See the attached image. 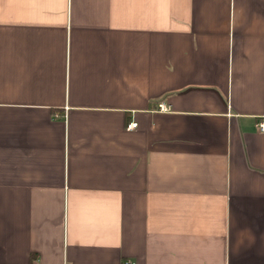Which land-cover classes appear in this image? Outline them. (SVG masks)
<instances>
[{"label":"crops","instance_id":"0c3cea01","mask_svg":"<svg viewBox=\"0 0 264 264\" xmlns=\"http://www.w3.org/2000/svg\"><path fill=\"white\" fill-rule=\"evenodd\" d=\"M261 120L264 0H0V264H264Z\"/></svg>","mask_w":264,"mask_h":264},{"label":"built area","instance_id":"2783aa9c","mask_svg":"<svg viewBox=\"0 0 264 264\" xmlns=\"http://www.w3.org/2000/svg\"><path fill=\"white\" fill-rule=\"evenodd\" d=\"M158 108L161 110V111H168L169 110V107L168 106H165L164 104L162 103H159L158 104ZM137 123L136 122H129L126 126L127 129H132L134 127H136ZM257 126L260 130V132H264V120H261L257 123Z\"/></svg>","mask_w":264,"mask_h":264}]
</instances>
